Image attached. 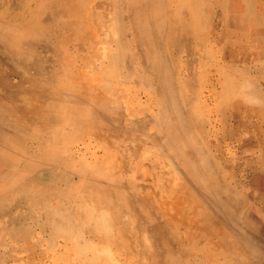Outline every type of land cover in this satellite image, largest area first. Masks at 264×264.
Segmentation results:
<instances>
[{"label": "bare ground", "instance_id": "1", "mask_svg": "<svg viewBox=\"0 0 264 264\" xmlns=\"http://www.w3.org/2000/svg\"><path fill=\"white\" fill-rule=\"evenodd\" d=\"M125 1L130 6L141 2V13L145 21L149 19L145 32H141L136 26V19L141 15L130 14L125 38L141 32L145 38L141 40L147 41L157 35L166 41L168 52L175 48V42L185 43L188 47L181 61H190L195 56L200 60L196 75L202 83V92L197 97L200 95L204 114L210 116L201 134L196 132L193 115L185 111L178 94L193 74L184 67L186 64H179L175 69L164 47L146 50L149 62L143 67L147 68L150 78L146 76L141 81H149L151 85L147 84L156 90L159 110H148L147 107L154 105L152 95L141 91L134 93L133 102L127 101L131 89L124 84L126 80H118L130 55L125 39L120 36L125 25H122L120 7ZM196 1V6L200 2L206 7L209 4L208 0ZM150 2L45 0L44 18L39 24L37 18L36 27H29H35L32 31L38 33L32 48L38 45L53 54L43 62L33 49H27L25 55V42L17 45L8 37L11 33L16 35L17 27L0 21V180L5 181L12 175L16 183L23 180L25 189L40 186L36 196L41 205L37 213L35 203L28 207L22 205L25 199H30L28 195L23 197L17 191L8 196L6 192L13 184L1 186L0 218L7 217L10 224L2 229L9 232L10 238L26 241L27 238H55L52 247L66 256L62 258L64 264H264V233L258 234V230L264 232L261 229L264 221L252 203L260 196L237 191L236 186L227 182L221 166L210 157L209 149L213 148L216 161L217 155L221 156L219 160L223 158L224 146L218 141L223 142L224 136L217 137L218 121L207 104L209 99H222L219 105L230 109L236 99L246 108L242 112L243 121H251L248 115L258 113L261 110L258 106L264 114L261 95L254 86L252 90L244 87L241 80V76L264 79V0H212L220 13L194 10L186 17L182 13L192 8L181 9L177 15L170 7L168 11L159 8L165 0H152L153 9L147 13ZM205 17L209 18L208 22L202 21ZM167 19L171 21L170 27ZM151 24L156 30L152 35ZM55 28L70 35L58 34L55 38L46 36V40H40V35L45 37ZM15 78L21 80L15 81ZM33 100L37 101L36 105ZM147 112H152L150 118H139ZM259 116L261 127L255 130L261 133L255 138L250 136L252 143L248 145L260 148L243 150L253 159L264 160V117ZM48 122L57 125L50 130ZM249 125L251 128L252 121ZM243 128L239 125L237 131L242 133ZM61 130L66 135L82 138L84 146L70 143L67 147L55 146L53 153L50 152L46 144L57 142L60 138L57 132ZM126 130L132 131V138ZM144 130H154L160 136L149 133L144 137L146 134L141 133ZM234 132L236 129L232 128ZM213 135L218 141L211 138ZM149 142L159 151L164 147L172 150L170 154L177 160L171 165L174 169L167 164L161 166L160 154L141 157L144 150H150ZM93 145L98 150L93 151L90 147ZM23 146L25 152L20 155L16 149ZM65 149L67 155L62 156ZM162 152V161L168 157L165 160L168 163L169 156L164 157L165 151ZM14 158L20 160L19 164ZM85 160L90 162L81 165ZM261 184L258 195L264 194V182ZM261 184L255 179L249 182L254 189ZM10 198L17 206L29 209L25 214L29 226L23 224L21 216L12 215L11 207H6ZM247 199L253 201L248 203ZM30 219L33 224L29 223ZM138 230L149 236L145 244L139 241ZM59 238L63 241L56 242ZM146 241L153 244L149 246ZM140 243L145 247H139ZM30 249L34 250V246Z\"/></svg>", "mask_w": 264, "mask_h": 264}, {"label": "rangeland", "instance_id": "2", "mask_svg": "<svg viewBox=\"0 0 264 264\" xmlns=\"http://www.w3.org/2000/svg\"><path fill=\"white\" fill-rule=\"evenodd\" d=\"M44 1L45 0H42V1L41 0H0V3H1V5H0V21H3L4 23L9 24L10 26L17 27V29H16L17 30L16 31V35H13L11 33V34L8 35V37L10 39H12L15 42V44H17V45L21 44L22 42H25V55L27 54V51H28L27 49H30V50L33 49L32 47L34 45H32V43L34 44V40L35 41L38 40V33H36L35 30L34 31H32V30L35 29V27H36L35 20L37 18H39V22H38V24H39L41 22L40 19L41 18H44L43 17L44 14L42 13V5H43ZM149 1H151V2L150 3H147L148 4V6H147V13H148V11L149 12L151 11L150 9H153L152 8V3L153 2H152V0H149ZM211 1L212 0H208V3L209 4L206 7L205 4H202V2H200L198 4V6H196V3H197L196 0H181V1L180 0H168V1L165 0L164 5L161 4V6H160V4H159V8H161L162 10H165L166 9V11H168L167 9H169V7H170L174 11V13H176L177 15H179L181 13V11H180L181 9L182 10L183 9L186 10V9L192 8V10L190 9V10L185 11V12L182 13V14H184L182 16H185V17L187 16L188 13H190V12H192L194 10L195 11H199V10L200 11H209V12L212 11L215 14L220 13L219 12L220 9H218V7L214 3H211ZM128 2H129V0H128ZM184 2H185V6H187L186 8L184 6ZM194 2H196V3H194ZM182 4H183V6H182ZM131 5H133V6H130V4L127 3V1H125V3L122 2V6L120 7V15H121V18H123L122 25L125 24L124 26H122L124 29L123 28L121 29L123 32L120 33L121 34L120 36L125 39V41H126V47L128 46L127 48L129 49V52H130L129 53L130 54L129 57L130 56L131 57L130 58L129 57L127 58V66L125 68L124 67L122 68V70H121V76H120V78H118V80H121L122 79V81H124V80L128 81V82H126V81L124 82V84L126 83L128 89H131V91L128 93V96L129 97L127 98V101L128 102H133L134 93L135 92H138V91H141L142 93H146L148 96H151L152 95L154 105L152 104L151 106L147 107L148 110L151 109V110H153L152 112H157L159 110L160 107H159V104H158L159 103L158 98L156 97L157 96L156 90L154 89L153 86H149V85H151V83L149 84V81L148 82H141V81H145L144 79L146 78V76H147V78L149 77L148 76V72H147V68H144V67H147V62H149V60L147 58V54L145 53L146 50H148L150 47H152L153 51H156V50L159 49V47H164L165 55H166V57L168 58V60H169V62L171 64L174 63L175 69H176V67L179 64H186L187 66H184V67L185 68L188 67L187 70H189L190 73L193 74L192 77H190V80L187 82V85L188 86L186 84L182 86L183 87L182 90L185 89V91H182L181 90L178 94H179V97H180L179 99H180L181 104L183 105V107L185 106L184 107L185 108V111L187 110V111H189L191 113V115H193L191 117H192V121L194 122V125H195L194 128L196 127L195 128L196 132L199 133V134H201L202 131L205 129V126L207 125V122L209 121L210 116H206L204 114L205 112H204L203 103L200 101L201 98L199 99V96L200 95L197 97V95L198 94H201V92H202V83L200 82V79L198 78V75H196V73H197L196 70H197L198 63L200 62V60H198L197 56H195V58H193V59L191 58L190 61L189 60L188 61H184V63H183V61H181L182 57L186 56L185 50H186V47H188V46H186L187 44H185V43L183 44V43H177V42H175V45H173V46H175V48L173 46H172L173 47L172 48L169 45V47L172 48L173 50H171L170 52H168V51H166V48H165L166 47V41L162 40L160 36L158 37L157 35H153V38L154 39L151 37L147 41H143L145 38L143 39V36H142V33L141 32L142 31L145 32L146 26H147L146 25V22H149V19H147V21H145L146 18H144L143 17L144 15L141 13L142 12L141 11V8H140L141 7L140 6L141 5V2L139 3V1H138V3H133ZM201 5H203V6H201ZM40 6H41V10H40ZM35 7H36V9H34ZM128 7L131 8V9L129 10ZM166 11H165V13H166ZM54 13H56V12H54ZM132 13H134V14H136L138 16L141 15L140 17H137L136 16L137 17V19H136V26L139 28V30L141 29L140 30L141 32H138L136 35H133V36H135L134 38H132L133 37L132 35L131 36L128 35V37H126L127 38L126 39L124 34H126V31L127 30H125V28L127 29V25L130 26V24H128L129 22L127 23V21L130 20V18H128V16L130 14H132ZM176 14H174V16ZM216 17H218V16H216ZM205 18L206 19H202V21L208 22L209 21V18L208 17H205ZM24 20H25V25H23ZM172 21H173V18H172ZM31 22H33L35 25H30ZM126 23H127V25H126ZM167 24L170 27L171 21H169L168 19H167ZM216 24H217V21H216ZM30 26H35V27L34 28H29ZM151 28H152V30H150V33L152 35L156 30L154 29L155 26L152 25V24H151ZM53 33H54V35H53ZM58 34L59 35H63V34L70 35V32H63V31H60L58 28H55L54 30H52L50 32L49 35H45V37H44V35H40L39 38H40V40H44L46 38V36L47 37H51V38H53V37L55 38V37L59 36ZM180 35H182L181 30H180ZM136 37H137V40H136ZM28 38H31V39H28ZM198 38H199V36L195 37V41H198ZM141 39H143V40H141ZM168 39L171 40V36L170 35H168ZM29 40H31V41L29 42ZM158 40H159V42H158ZM155 41H156V43H155ZM138 43H141L140 46H139ZM180 44H182V45H180ZM193 45L195 46L196 44L194 43ZM144 47H145V49H144ZM140 49L142 50V52L140 51ZM33 50H35L38 58H40V60H42L41 62L46 61V60H49V59H51L53 57V54H49L47 51H45L42 47H39L38 45L35 46ZM246 50L252 52L251 49H249L248 47H247ZM139 52H141V53H139ZM176 53H177V56H176ZM40 54H42L43 56L40 55ZM32 69L35 70V68H32ZM32 69L30 70V74L33 76V74H35V73H34V70H32ZM122 71H124V72H122ZM128 71H130V73ZM253 71H254V74H256V70L253 69ZM175 73H176V71H175ZM175 77L177 78V76H175ZM20 80L21 79H19V78H15V81H20ZM193 80H194V82H192ZM195 80H197V81H195ZM241 80H243L242 81V84L244 85V87H248L249 90H252V88L254 86V88H255V90H257L258 94L261 95V99H263V103H264V91H263L264 90V79H262L261 76L258 77V78L257 77H252V76L251 77L241 76ZM114 84L116 85L118 83H114ZM262 95H263V97H262ZM221 102H222V99H220V101H218V100H210L209 99V101L207 103L209 105V107L211 108V110L213 111V114H212L213 117H215L216 120L219 123V124L217 123V125H216V129H217V131H216L217 133L216 134H217V137H219L220 135H223L224 136L223 139H221L222 137H219L222 141L224 140L223 142L218 141V139H216V136L215 135L211 136V138L214 137L213 138V139H215L214 141L217 140L218 142L222 143V145L224 146L222 148L223 153H224L222 155L223 158L221 160H219L218 157L220 158L221 156L217 155V161H216V156L213 154V151H212L213 148L212 149H209L210 157L213 158V160H214V162L216 164H219V166H221V169L224 170V171L222 170V172L226 176L227 182L230 181L229 182L230 184H233L234 187L236 186L238 188L237 191H239V192H249V195L250 196L251 195L253 196L254 193H255L256 196H260L258 198V200H256L255 202H252L253 200L250 201L249 199H247V200H249L250 202L249 201H247V202L248 203H251V202L253 203V206H254L255 210L257 211V213L261 216V218L264 221V194H259L258 195L260 189L262 188V184L261 183L264 182V171H263L264 170V164H263L264 163V160H259V158H256L255 157V159L257 160L256 161L255 159H253L251 157V154L249 155V154L245 153L244 150H243L244 148L245 149L249 148L250 150L253 149V151H257L260 148L259 146L249 147L248 144H251L252 143V140L249 139V138H251L250 136H253L255 138L256 137V134L261 133L260 130L259 131H256L255 129L261 127V121L259 122L257 120V115H260L262 118L264 117V114H262V112H261L262 107L260 108L258 105H256V106H258L257 108H259L261 110L258 113H254L253 112V113H251V114L248 115L249 118L252 121V125H251V128H250L249 127L250 126L249 124L251 123V121H249V120L248 121L247 120L243 121L242 120V117H243V113L242 112H243V110H246V108L244 109L245 106L240 105V101H237L236 99H233V103L234 104H232V106H231L230 109H224V106L221 107V105H219V104H221ZM33 103L35 104V103H37V101L36 100H33ZM185 103H187L188 106ZM220 107H221V109H220ZM190 109H191V111H190ZM192 110H194L196 112H193ZM152 112H147L145 115L144 114H140L139 115V118H142V119L144 117H147V118L149 117L150 118V114L149 113H152ZM255 115H256V117L253 118V120H252V116H255ZM260 116H259V118H260ZM203 117H205V118H203ZM219 118L220 119L223 118V120L221 121ZM230 118H231V120H230ZM45 119H46V121H49V120H47V118H45ZM237 119L238 120L241 119L242 122L240 121L241 123H238L237 122ZM199 122H201L203 125L200 123V126H199ZM151 123H154V121H152ZM55 125H57V123L48 122L47 128L48 129L50 128V130H51V128L56 127ZM232 125H233V127H231ZM239 125L244 126L243 129H245V130L242 132L244 135L239 130L237 131V126H239ZM246 125L248 126V129H246ZM151 127L155 128L156 125L151 124ZM232 128H235L236 129V132L232 133ZM145 131L146 130H144V131L141 132L142 134H146V136H144V137H147L149 135V133H153V134H155V136L156 135L160 136L154 130L151 131V132H149V130H147L146 132ZM224 131H226V132H224ZM131 132H132L131 130H128L127 131V133H128L127 136H129V137L131 136V138H132L133 137V134H131ZM61 133H62V135H61ZM57 134L58 135L60 134L59 135L60 138L57 139V142L53 140V141L48 142L46 144V148H48L50 150V152H52V150L54 149L55 146L58 147V148L59 147H67L70 143H77V144H80V146H84L83 145L84 144L83 142H85V141H82V138L78 137L77 135H73V136H71V134L70 135H66V133L64 132V130L58 131ZM137 134H138V132L136 133V135ZM138 136H139V134H138ZM235 136H236V138H235ZM72 137H73V140L71 141ZM158 138L162 142V138L161 137H158ZM262 138L264 140V134H263V137ZM149 143H148V146L150 145V147H149L150 150L149 149L148 150H144V152L141 154L142 155L141 156L142 158H149V153H150V157L151 158L154 157V156H156V154H160L163 157V152L162 151L164 150L165 151L164 152V157H165V155H168L169 156V159L167 160L168 163H166L165 160L168 157H166V159H164V162L162 161L163 158L161 157V160L159 162L161 164V166H164L165 164H167V166H171L172 164L174 165L176 163L177 160L175 159L174 155H171L170 154V153H172V150H168V149H166L164 147L165 149L163 148V150H162V148H161L160 150H162V151H159L158 150L159 148L156 149L157 147H154V145H152L151 143L149 144ZM239 144H241V145H239ZM24 146H23V148H17L16 149V152H18L20 155H24V152H25ZM28 146H29V144H28ZM90 147H92V150L93 151L94 150H98V146L93 145V146H90ZM155 149L158 150V151H154ZM145 151H148V152H145ZM216 154H217V150H216ZM64 155H67V149L64 150L62 156H64ZM170 157H171V159H170ZM241 157H243V158H241ZM14 159L19 164L20 160L18 158H14ZM231 159H232V161H231ZM8 160H9V158H8ZM169 160L172 162L171 164H169L170 163ZM86 161L87 162H90V160L81 161V165H82V162H83V165H86V163L84 164V162H86ZM173 161L175 163H173ZM224 161H225V163H224ZM78 163H80V162H78ZM22 165H23V163H22ZM170 168H172V166ZM172 169H174V168H172ZM7 172H9V171H7ZM211 174H212V172H211ZM10 177L8 176L5 181H4V179L3 180L2 179L0 180V188H1V186L3 187L4 185H6L8 183H12L13 184L12 185V188H9L8 191L6 192V194L8 196H10L11 194H13V193H15V192L18 191V192H22L23 193V194H21V196H23V197H24V195H25V197H27L26 195H28L27 198L30 197V199L29 200L28 199H25L24 202H23L24 204L22 203V205H25L26 204L25 206L28 207L30 204L31 205H34V203H35V206L34 207H35V209H36V211L38 213L40 211L39 210V207H41V205H39L40 200L36 196V192L39 191L38 189H40V186H37V185H35V186H28L25 189V187H24L25 184L23 185V180L22 179L18 183H16L15 182L16 179H12L13 178L12 175H10ZM26 177H27V175L25 174V178ZM180 177H183V179L185 178L184 175H182V174H181ZM240 179H241V182H240ZM253 179H255L256 181H258L261 184L258 189H254V188H252L251 185H249V182L251 180H253ZM13 181H14V183H13ZM179 181L181 182V179L178 180L177 182H179ZM239 183H241V184H239ZM36 186H37V188H36ZM244 186H246V187H244ZM262 190H264V189H262ZM202 192H205V191L202 190ZM0 193H1V191H0ZM1 194H3V193H1ZM242 196L246 200V197H245L246 195L244 194ZM14 203H16V202L13 201L10 198V200H8L7 203H6V207L7 208L8 207H11L12 208L11 209L12 215L13 216H18V217L21 216V219L25 222V214H28L29 213V209L27 207L25 209V207H23L22 205L17 206L16 205L17 203L16 204H14ZM12 205L14 207L16 205V207L14 208ZM16 212H17V214H16ZM20 213H22V214H20ZM244 215H245V213H244ZM241 220H242V222L247 223V219L245 220V218H242ZM28 221H29V223H32V220L31 219L28 220ZM24 222H23L24 225L27 224V226H29L28 223H26V222L24 223ZM9 225H10L9 224V219L7 217L0 218V264H64V261L65 260L63 261L62 258H65L66 256L60 255L61 254L60 251H57V250H55V248L52 247V245L54 244L53 241H54L55 238H27V241L25 240V238H10L9 232L4 231V229H2L4 227L7 228ZM257 228L260 229V227H257ZM261 229L264 230V227H262ZM136 232L139 235L141 234L140 235L141 237L139 238V241L141 243L145 244V242H144L145 241V238H146V236H148L147 234H145L146 232L143 233L144 231L143 232L141 231V233H140L139 230L136 231ZM263 233H264L263 231L258 230V234L261 235ZM141 238H142V240H141ZM262 238H264V236ZM151 239H153V238H151ZM148 240H150L149 236H148ZM55 241L56 242L57 241L58 242H62L63 241V238H59V239H57ZM51 242H52V244H51ZM148 242L146 241V243H148ZM141 243H140L139 247H141V246L142 247H145V245H143V244L141 245ZM40 244H41V246H40ZM148 244H149V246H151L153 243L151 242V243H148ZM30 246H34V250H31V249L29 250V247ZM51 247H52V250H51ZM53 252L56 253V254H53ZM41 253H43V254H41ZM115 253L117 255V252H115Z\"/></svg>", "mask_w": 264, "mask_h": 264}]
</instances>
